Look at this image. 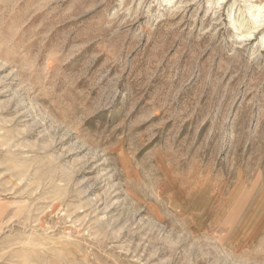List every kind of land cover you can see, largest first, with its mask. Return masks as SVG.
Here are the masks:
<instances>
[{
  "label": "rangeland",
  "instance_id": "rangeland-1",
  "mask_svg": "<svg viewBox=\"0 0 264 264\" xmlns=\"http://www.w3.org/2000/svg\"><path fill=\"white\" fill-rule=\"evenodd\" d=\"M0 264H264V0H0Z\"/></svg>",
  "mask_w": 264,
  "mask_h": 264
}]
</instances>
